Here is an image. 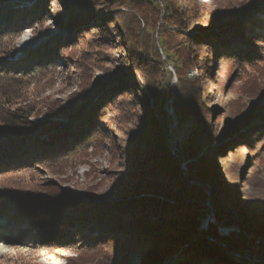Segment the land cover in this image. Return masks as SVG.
Returning <instances> with one entry per match:
<instances>
[{
  "label": "trees",
  "instance_id": "1",
  "mask_svg": "<svg viewBox=\"0 0 264 264\" xmlns=\"http://www.w3.org/2000/svg\"><path fill=\"white\" fill-rule=\"evenodd\" d=\"M148 2L151 10L135 5L130 9L131 25L120 28L125 33L139 29L137 16L147 25H154L161 17V10H164L161 19L166 27L158 31L157 47L148 37L145 45L136 39H128L130 56L136 65L129 64L117 77V82L123 78L126 80L110 88L104 101L89 106L74 118L71 117L81 110L76 107L75 100L62 111L67 118L65 122L56 120L53 111L47 113L44 120L33 124L28 117L34 104L25 103L24 90L32 85L36 74L55 71L59 62L68 64L72 60L68 52H73L83 37L77 38L76 42H79L75 44V36L69 35L59 43L16 59L11 41L22 28L41 24L46 17V2L38 0L32 9L25 10L17 4L10 5L0 0V177L26 176L31 186V183L36 184L31 180L36 179L37 174L67 169L80 162L88 150H99L105 139L102 124L106 119L100 111L114 108L128 117L130 109L125 106L132 105L131 101L127 99V102L117 104L114 97L126 99L132 88L141 91L143 86L160 116L157 119L150 112L147 123L142 125L143 132L136 140L131 160L133 172L121 180L112 200L92 208L88 204H78L79 201L70 206L51 186H38L37 183L34 184L37 189L27 190L3 186L0 187V219H5V223L0 225V233L4 235L11 229L15 231L11 232V241H19V237L29 235L41 246L74 245L78 258L69 260L67 264H79V260L103 264L101 256L110 248L115 251L107 261L116 264H128V255L138 251L143 252L141 264H264V209L251 211L240 205L239 194L228 191L217 178L214 157L219 145L211 147L209 141L212 139L217 144L218 138L209 133L210 123L197 96L195 80L185 78L193 69L188 39L205 48H222L225 52L233 49L223 56L227 72L233 68L237 70V67L264 72V51L256 46L264 43V34H251V38L244 40L240 38L241 33L236 32L229 38L215 36L213 41L204 33L206 27L190 29L188 24L183 26L179 8L171 0ZM256 3L257 0L247 3L244 11ZM94 19L99 25L110 23V17L96 14L86 22L63 27L83 26L91 21L94 23ZM54 21L62 26L56 16ZM214 24L215 21L211 20L210 26ZM175 28L189 29V36L175 31ZM4 39H9L10 43L2 47ZM235 41L241 42L244 49L234 47ZM158 49L181 84L180 90L173 93L171 104L167 105L176 121L170 136V118L162 109L170 96L168 91L159 89L157 79L162 67ZM138 74L143 79L134 81ZM236 78L239 80V75ZM244 122L245 118L238 120L239 124ZM182 127L184 135L179 146L169 149L166 137L174 142L176 129ZM223 134L224 130L218 137ZM232 141L234 144L244 142L242 149L253 145L248 136L239 135ZM182 163L187 168L185 175L179 170ZM219 196L232 204L237 219L215 215L216 225H209L207 235L222 243L224 248L216 245L218 251L212 253L204 247V223L199 217L206 210L205 200L209 198L214 202ZM66 209L73 213L65 214ZM229 252L239 254L241 259L233 260Z\"/></svg>",
  "mask_w": 264,
  "mask_h": 264
},
{
  "label": "rangeland",
  "instance_id": "2",
  "mask_svg": "<svg viewBox=\"0 0 264 264\" xmlns=\"http://www.w3.org/2000/svg\"><path fill=\"white\" fill-rule=\"evenodd\" d=\"M2 1L10 5L17 4L25 10L32 9L38 2V0ZM148 1L159 2V0H45L47 9H44V14L46 17L41 24H34L31 28H22L18 36L11 41L16 52L14 58L19 59L47 45L59 43L69 35L75 36V44L79 42H76L79 38H83L73 52H68L67 55L70 59L72 58L68 64L59 62L55 71L36 74L32 85L24 90L25 103L34 104L33 112L28 117L29 122L36 124L44 120L47 113L53 111L56 120L65 118L66 121L67 118L63 116L62 111L68 108L71 102L75 100L78 108L84 106L77 113V115L81 114L89 106L104 101L108 96L105 93L110 88L126 80L123 78L95 94L96 90L106 82L119 77L129 64L136 65L133 62L134 58L130 56L128 39L134 41L136 39L145 45L146 37H148L154 41V45L157 47L158 31L161 27H166L161 19L164 10H161V17L154 25H147L143 19L137 16L139 29H131L125 33L120 28L131 25L129 15L132 11L130 9L135 5L143 7L146 11L151 10ZM250 1L252 0H171L175 7L179 8L183 26L188 24L190 29L199 26L209 28L211 20L215 21V26L224 25L216 32H204L213 38V41L215 36L229 38L236 32H240V38L243 37L244 40H247L251 34H264V0H260L263 2L254 9L255 11L252 10L253 12L251 11L252 13L249 15H244L243 7ZM52 13L53 16L50 15ZM96 14L110 17V23L99 25L94 19V23L91 21L84 23L83 26L69 29L63 27L77 22H86L90 16ZM55 16L62 26L55 23ZM175 31L181 32L186 37L190 33H188L189 29L182 28H175ZM9 43V39H4L1 46H7ZM233 45L244 49L241 42L235 41ZM256 46L263 48L264 51V43H258ZM187 48L193 69L187 72L185 78L186 80H195L197 96L203 104L202 109L210 123L209 133L218 138L217 144L212 142V139H210L211 142L208 140L211 147L219 145L214 157L217 178L228 191L239 194L240 205L247 206L251 211L254 208L263 210L264 72H254L247 68L243 70L240 67L227 72L224 68L223 56L233 49L225 52L222 48L217 50L205 48L196 45L191 39L187 41ZM158 54L162 67V72L157 79L159 89L161 87L162 90L168 91L170 96L166 104L162 105V109L169 116V125L171 126L173 119L169 115L170 108L167 105L171 104L173 93L180 90L181 84L159 49ZM151 55L153 54L151 53ZM236 75H239V80ZM133 79L140 81L143 78L138 74ZM118 97H114L117 104L122 101L127 102V99L131 101L132 105L125 106L130 109L129 115L128 117L121 115L114 108H105L100 111L106 116V119L102 124L105 139L99 150L92 151L90 149L87 155L72 167L61 171H44L37 174L36 179L31 182L38 183V186L45 185L55 188L70 206L79 201L78 204H88L92 208L101 202L112 200L121 180L125 178V175L133 172L131 160L136 150V140L143 132L142 125L147 123L150 112L157 119L160 118L159 110L143 86L141 91L138 88L130 89L126 99L121 100ZM19 102L21 103V101ZM87 102L89 103L85 107ZM246 117H250L252 120L249 127L220 145L221 137L218 136L222 130L225 131L238 125V120ZM183 135V127L176 129L175 141L172 142L169 149L177 148ZM239 135L248 136L253 145H250L249 149H242L244 142L234 144L232 140ZM166 138L168 142L169 136ZM231 146L233 148L229 149ZM171 153H173L172 150ZM182 164L179 170L182 175H185L187 168L186 166L183 168ZM29 183L30 180L22 175L0 177V187L22 190L37 189L35 183V185L31 183V186ZM222 198L219 196L214 202L209 198L205 200L206 210L199 217L203 222L206 217L209 220L213 218L212 222L216 225L215 215H219L223 219H237L232 204H228ZM64 213L72 214L73 211L66 209ZM4 223L5 219L1 218L0 225ZM7 231L9 233L4 235L0 233V264H67L69 260L78 258V250L74 245L47 244L41 246L39 242H33L29 235L19 237V241H11V232L15 233V231L11 229ZM216 245L215 242L206 241L204 247L212 253H216L218 251ZM148 248L149 246H147ZM114 251L113 248L106 249L101 256V262L116 264V262L108 263L109 261H107ZM142 253L141 251L130 253L127 263L141 264ZM87 261L82 263L79 260L78 263L94 264Z\"/></svg>",
  "mask_w": 264,
  "mask_h": 264
},
{
  "label": "water",
  "instance_id": "3",
  "mask_svg": "<svg viewBox=\"0 0 264 264\" xmlns=\"http://www.w3.org/2000/svg\"><path fill=\"white\" fill-rule=\"evenodd\" d=\"M261 2L263 1H260V0H257V3L249 10L245 11L243 14L244 15H249L250 13H252L255 8L259 7ZM250 11V12H249ZM252 11V12H251ZM255 11V10H254ZM243 15V16H244ZM224 27V25H218V26H215V24L212 26V27H209V28H205L203 31L204 32H216L220 29H222ZM118 78H115L113 80H111L110 82H106L105 85H102L101 88H98L95 92L98 93L110 86H112L113 84H115L117 82ZM89 102L86 103L85 107L88 105ZM84 107V106H83ZM81 107V108H83ZM79 108V109H81ZM77 115V114H76ZM169 115L172 117L173 119V122H172V125L170 127V132H169V136L171 135L172 133V129L174 128V126L176 125V121L173 117V114H172V111L170 109V112H169ZM60 121L62 122H65V118L61 119ZM252 120L250 117H246L245 118V122L242 123V124H238L236 126H232L230 129H227L224 131V134L222 135V137L220 138V141H219V144H224L226 141H228L229 139H231L232 137H234L235 135H237L238 133L242 132L243 130L247 129L249 127V125L251 124ZM168 143H169V147L171 148L172 146V141L171 139L168 140ZM185 164L183 163L182 164V167L184 168ZM212 217V216H211ZM203 221V220H202ZM213 221V218H211L210 220L208 219V217H206L204 219V225H203V231L205 233V240L206 241H211V242H215L217 243V245H219L220 247L224 248L223 244L222 243H219V242H216L215 240L211 239L208 237L207 235V231H208V227L209 225H214L215 223L212 222ZM197 235H195L192 239H190V241L194 240L195 237H197ZM230 255L232 256L233 260L235 261H239L241 259L240 255L239 254H236V253H232V252H229Z\"/></svg>",
  "mask_w": 264,
  "mask_h": 264
}]
</instances>
